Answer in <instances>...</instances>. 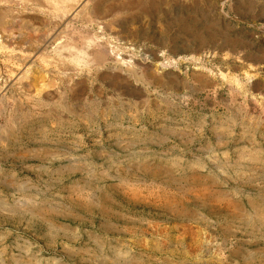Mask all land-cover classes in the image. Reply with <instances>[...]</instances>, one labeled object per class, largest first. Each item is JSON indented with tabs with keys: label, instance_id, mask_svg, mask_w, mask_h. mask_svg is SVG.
<instances>
[{
	"label": "rangeland",
	"instance_id": "obj_1",
	"mask_svg": "<svg viewBox=\"0 0 264 264\" xmlns=\"http://www.w3.org/2000/svg\"><path fill=\"white\" fill-rule=\"evenodd\" d=\"M0 264H264V0H0Z\"/></svg>",
	"mask_w": 264,
	"mask_h": 264
},
{
	"label": "crops",
	"instance_id": "obj_2",
	"mask_svg": "<svg viewBox=\"0 0 264 264\" xmlns=\"http://www.w3.org/2000/svg\"><path fill=\"white\" fill-rule=\"evenodd\" d=\"M253 49L256 51L255 53L256 58L262 57V55L258 54L261 51L260 49H257V48H253ZM248 53L249 52H246L245 54H248Z\"/></svg>",
	"mask_w": 264,
	"mask_h": 264
}]
</instances>
